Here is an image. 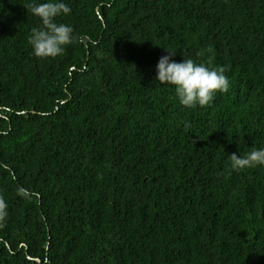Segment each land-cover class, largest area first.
<instances>
[{"label":"trees","instance_id":"obj_1","mask_svg":"<svg viewBox=\"0 0 264 264\" xmlns=\"http://www.w3.org/2000/svg\"><path fill=\"white\" fill-rule=\"evenodd\" d=\"M31 2L0 0V264H264V166L228 171L264 148V0H63L54 59ZM165 49L228 93L183 108Z\"/></svg>","mask_w":264,"mask_h":264},{"label":"clouds","instance_id":"obj_2","mask_svg":"<svg viewBox=\"0 0 264 264\" xmlns=\"http://www.w3.org/2000/svg\"><path fill=\"white\" fill-rule=\"evenodd\" d=\"M28 10L37 17L39 27H34L29 36V44L36 58H57L63 55L66 47L74 42L73 28L58 23L57 18L71 13V8L63 0H32ZM166 50V49H165ZM211 52L212 49H207ZM156 65L155 81L174 87L176 97L183 108L195 109L210 107L217 93L226 94L230 88V80L226 75L227 66L210 67L204 63H196L193 59L176 62L175 52L166 50ZM203 53H198L202 55ZM264 166V148L253 149L244 156L231 155L229 174L249 168ZM7 205L0 198V217L7 215Z\"/></svg>","mask_w":264,"mask_h":264}]
</instances>
